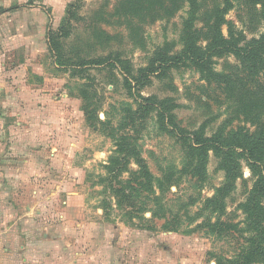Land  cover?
I'll return each mask as SVG.
<instances>
[{
	"label": "rangeland",
	"instance_id": "374dc122",
	"mask_svg": "<svg viewBox=\"0 0 264 264\" xmlns=\"http://www.w3.org/2000/svg\"><path fill=\"white\" fill-rule=\"evenodd\" d=\"M72 2L0 0V230L12 226L19 234L11 246L37 251L29 264L234 259L249 237L240 208L253 183L247 163L240 162L243 176L223 214L212 213L204 202L224 173L211 151L203 182L182 173L183 144L199 129L210 138L229 124L253 128L235 119L237 108L220 86L207 84L190 66L150 75L138 87L133 80L157 49L181 50L187 5L170 17L130 23L119 10L121 0H77L71 11ZM228 2L225 20L235 31L247 40L264 33V0ZM214 62L219 73L237 65L233 55ZM258 81L264 83V73ZM138 95L166 104L154 107L141 126L123 129ZM126 133L150 181L134 160L115 154V142Z\"/></svg>",
	"mask_w": 264,
	"mask_h": 264
},
{
	"label": "trees",
	"instance_id": "16d2710c",
	"mask_svg": "<svg viewBox=\"0 0 264 264\" xmlns=\"http://www.w3.org/2000/svg\"><path fill=\"white\" fill-rule=\"evenodd\" d=\"M72 1L68 6L71 11L77 7V0ZM185 4L187 12L182 21L181 50L170 53L168 45L157 49L151 64L140 69L139 76L133 80L138 87L145 84L150 75H161L180 65L190 66L198 72L201 80L220 86L228 102L231 101L237 108L233 113L235 119H242L253 128L249 130L238 126L234 129L229 124L217 129L210 138L204 136L203 129L190 133L183 144L186 162L182 173L203 182L208 154L213 152L218 159L219 169L224 173V181L213 197L205 200L204 207L212 213L223 214L225 199L233 191L236 181L243 176L240 162L247 163L253 183L240 208L245 216L249 237L234 259L223 260L219 264L264 263V83L258 81L264 73V33L247 40L242 33L235 31L225 20L231 8L228 0L223 2V6L213 4L207 7L204 6L207 0H121L119 10L130 23L132 19L156 21L175 15ZM261 7L260 18L264 27V4ZM73 16L72 12L70 17ZM64 23H69V19L66 18ZM223 26L227 27L226 36L222 33ZM227 55H233L237 65L230 71L216 72L214 59ZM125 82L129 84L127 80ZM138 99L136 110L127 112L121 128L135 129L138 121L141 126L154 107L166 104L165 100L158 102L140 95ZM85 114L88 116V112L85 111ZM169 121V125L175 127L172 116ZM129 133L119 136L115 142V154L134 160L139 167V175L150 181L152 176L148 174L147 166ZM172 179L174 176L166 180V185L171 184ZM164 182V179L157 181L159 186ZM219 225L217 222L208 227L215 229Z\"/></svg>",
	"mask_w": 264,
	"mask_h": 264
},
{
	"label": "crops",
	"instance_id": "0c3cea01",
	"mask_svg": "<svg viewBox=\"0 0 264 264\" xmlns=\"http://www.w3.org/2000/svg\"><path fill=\"white\" fill-rule=\"evenodd\" d=\"M18 234L19 232L16 234L12 226L0 230V264H20V262L23 264H29L31 263V259L34 258V256L36 257V254H34L37 253L36 250H26L25 252L23 246H20L19 248H13L11 246L9 241H12V237H16ZM5 242L9 243V247L4 244ZM30 255H32V258Z\"/></svg>",
	"mask_w": 264,
	"mask_h": 264
}]
</instances>
